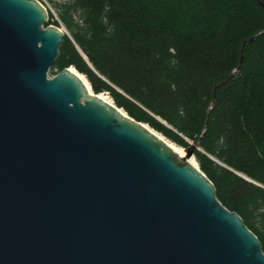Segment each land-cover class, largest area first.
Wrapping results in <instances>:
<instances>
[{
  "label": "water",
  "instance_id": "1",
  "mask_svg": "<svg viewBox=\"0 0 264 264\" xmlns=\"http://www.w3.org/2000/svg\"><path fill=\"white\" fill-rule=\"evenodd\" d=\"M41 1L0 0V264H264L199 165L70 67L49 74L70 35Z\"/></svg>",
  "mask_w": 264,
  "mask_h": 264
},
{
  "label": "trees",
  "instance_id": "2",
  "mask_svg": "<svg viewBox=\"0 0 264 264\" xmlns=\"http://www.w3.org/2000/svg\"><path fill=\"white\" fill-rule=\"evenodd\" d=\"M42 2L55 6L70 35L53 73L72 66L95 93H109L171 141L187 148L200 140L194 156L201 170L264 250V10L258 1ZM49 12L48 24L59 26ZM228 77L213 103L215 84Z\"/></svg>",
  "mask_w": 264,
  "mask_h": 264
},
{
  "label": "bare ground",
  "instance_id": "3",
  "mask_svg": "<svg viewBox=\"0 0 264 264\" xmlns=\"http://www.w3.org/2000/svg\"><path fill=\"white\" fill-rule=\"evenodd\" d=\"M42 2V1H41ZM43 3V2H42ZM43 5L48 8V4L47 3H43ZM49 9V8H48ZM71 70L73 72H75L80 78L81 80L84 82V84L87 86V89L89 90L90 93H95L93 90H92V87H91V84L90 82L85 78L84 75H82L81 73H79L74 67H70ZM101 98H103L104 100L108 101L109 103H112V104H115L111 99L110 97L106 94V92H100V93H97ZM153 130V132H155V134H157L162 140L165 141V143L168 144V146H170L177 154H179L181 157H184V158H187V160L193 164L194 166H198V162L195 158V156H190V157H187L186 155V150L185 148L182 149L178 146H176L175 144H173L169 139H167L166 137H164L163 135H161L159 132L155 131L153 128H151Z\"/></svg>",
  "mask_w": 264,
  "mask_h": 264
},
{
  "label": "rangeland",
  "instance_id": "4",
  "mask_svg": "<svg viewBox=\"0 0 264 264\" xmlns=\"http://www.w3.org/2000/svg\"><path fill=\"white\" fill-rule=\"evenodd\" d=\"M48 4V8H49V11H51L53 14H54V19L55 20H58L59 21V26L61 27V28H63V29H65L68 33H69V31L67 30V28L65 27V25H63V23L60 21V19H59V14H58V11L56 10V8H55V6L54 5H52V4H49V3H47ZM53 24V23H52ZM56 25V24H55ZM80 73V72H79ZM49 74L51 75V76H53L54 75V73H53V71H52V69L49 71ZM82 74V73H81ZM82 75H84V74H82ZM85 76V75H84ZM85 78H86V76H85ZM87 79V78H86ZM88 80V79H87ZM105 93V92H104ZM106 94L110 97V99L114 102V100H113V98L111 97V95L109 94V93H107L106 92ZM155 130V129H154ZM156 131V130H155ZM158 132V131H157ZM160 133V132H159ZM161 134V133H160ZM161 135H163V134H161ZM164 136V135H163ZM165 137V136H164ZM167 138V137H166ZM168 139V138H167ZM170 140V139H169ZM171 141V140H170ZM173 144H175L176 146H178V147H180V148H182V149H184V147H182V146H180V145H178L177 143H175V142H173V141H171ZM190 143H193V141H190Z\"/></svg>",
  "mask_w": 264,
  "mask_h": 264
}]
</instances>
